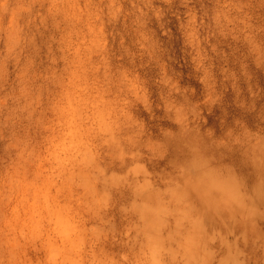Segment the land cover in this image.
<instances>
[{"label": "rangeland", "instance_id": "obj_1", "mask_svg": "<svg viewBox=\"0 0 264 264\" xmlns=\"http://www.w3.org/2000/svg\"><path fill=\"white\" fill-rule=\"evenodd\" d=\"M155 258L264 264V0H0V264Z\"/></svg>", "mask_w": 264, "mask_h": 264}, {"label": "clouds", "instance_id": "obj_2", "mask_svg": "<svg viewBox=\"0 0 264 264\" xmlns=\"http://www.w3.org/2000/svg\"><path fill=\"white\" fill-rule=\"evenodd\" d=\"M156 133H154L155 135ZM171 159V154L168 153L167 158L164 161L159 162L160 166H165L168 164L169 160ZM226 163V162H225ZM151 264H162V261L159 258L151 259Z\"/></svg>", "mask_w": 264, "mask_h": 264}]
</instances>
